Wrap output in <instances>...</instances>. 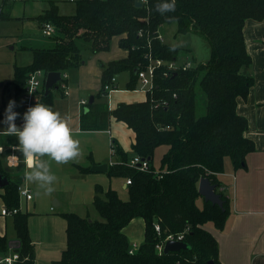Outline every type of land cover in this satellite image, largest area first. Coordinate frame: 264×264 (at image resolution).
Here are the masks:
<instances>
[{"label": "trees", "instance_id": "trees-1", "mask_svg": "<svg viewBox=\"0 0 264 264\" xmlns=\"http://www.w3.org/2000/svg\"><path fill=\"white\" fill-rule=\"evenodd\" d=\"M76 0V13L59 12L57 1L36 17L40 24L52 23L55 44L32 47V62L15 65L13 84L21 93L29 72L65 71L84 61L83 46L92 52L110 48L114 36L121 35L120 46L129 51L123 59L104 65L102 85L122 71H129V88H136L138 71L145 69L149 57L163 59L157 70L156 86L145 101L120 103L110 110L107 104L88 102L80 125L83 130H105L114 116L136 133L133 152L149 160L147 171L127 164V153L116 144L123 160L109 166V177L131 178L129 198L124 200L112 187L97 184L93 204L103 219H90L75 212H64L67 222V246L55 264H208L220 261L219 244L206 227L213 223L223 229L231 212V199L221 189L218 174L224 172L226 160L234 169L246 165L247 155L255 143L246 136L249 122L238 112L239 98H247L254 77L245 69L252 63L244 36L249 18L264 19V0H176L174 11L159 13V0ZM3 0L0 19H9ZM176 21L179 30L195 31L208 39L211 57L190 69L165 76V65L179 58L183 48L168 44L160 37V27ZM186 53V52H185ZM62 80L58 82L61 88ZM102 87V91H104ZM201 90L205 97L204 113L198 114ZM45 90V89H44ZM43 90V93H44ZM101 91V93H102ZM53 94H43L42 103L50 105ZM2 115V111H0ZM167 145L160 165H154L156 149ZM90 171V167H82ZM0 174L10 184L1 196L9 208L17 207L14 227L19 239L15 248L20 259L15 264H35L36 250L30 235L28 211L20 210L19 185L23 175H10L0 159ZM202 177L218 185L224 206L203 200L198 186ZM137 217L145 219V239L131 252L133 244L126 226ZM160 226V231L155 225ZM185 232L184 241L191 248L159 252L157 244L169 234ZM10 249L6 235L0 234V255Z\"/></svg>", "mask_w": 264, "mask_h": 264}, {"label": "crops", "instance_id": "crops-1", "mask_svg": "<svg viewBox=\"0 0 264 264\" xmlns=\"http://www.w3.org/2000/svg\"><path fill=\"white\" fill-rule=\"evenodd\" d=\"M42 12L43 10L28 18H33L38 22L36 17ZM12 17L10 14V18ZM38 24L42 29V24L39 22ZM244 36L248 53L252 58V63L245 69V72L254 77V84L247 98H239L238 112L248 119L249 127L246 136L254 141L255 150L247 155L244 167L234 169L231 161L226 160L224 172L218 174L221 189L231 199V212L225 227L218 229L212 226L209 229L218 241L222 264H264V19H247ZM114 39L116 43L112 46ZM120 39L121 35L114 36L107 50L82 51L84 61L81 65L60 71L67 74V89L62 87V83L59 88L57 83V88L54 87L49 91L53 94V102L48 106L67 118L74 138L80 142V154L67 163L55 162L48 156L37 157L48 162L50 170L56 176L53 191L47 192L40 188L38 183L30 182L25 178V173L30 169L26 158L19 150L14 151L18 163L16 165L9 163L12 147L16 145L7 149L0 145L3 151L0 156L2 155L6 161L4 165L0 157L4 170L10 175H23L21 184L29 187L33 194L30 200L24 198L26 203L23 207L20 203V210L30 213L29 228L36 250L35 264H55V261L61 258L67 246V222L62 213L72 212L71 208L75 205L93 203L97 184L105 189L111 187L114 177H109L107 172L92 170L84 172L81 168L90 167L91 169L93 164L103 163H108L110 166L111 162L119 163L123 160V154H118L117 151L112 155L111 147L112 143L115 144L114 141L123 152L127 153L128 160L135 155L133 144L136 141V133L125 122L112 116L109 129L83 130L80 125L81 115L88 109V103L83 105L81 101L90 102L92 96L94 101L107 104L110 110L115 109L120 103L141 102L148 98L149 93L141 89L142 82L139 78L136 88H129L131 83L129 71H122L115 75L117 90L111 93L102 91L104 65L107 66L113 60L128 56L129 51L120 46ZM32 47H27V49L31 52ZM15 65L18 64L15 62L14 69ZM45 82L46 78L44 89ZM14 92L17 95L15 111H18L24 108L23 91L17 94L14 87ZM43 94L46 95V90ZM0 134L6 133L0 132ZM167 150L168 146L164 153ZM159 165L160 161L156 167L158 168ZM121 178H124L122 187L128 192L127 178ZM105 184L109 186L105 187L107 186ZM3 191L4 187H1V193ZM4 205L7 204L1 198L0 206ZM41 205L42 208H40ZM145 228V219L137 217L126 226L125 233L132 244L139 246L145 239ZM0 234L7 236L10 244L8 254L12 253L20 244L14 227V214L4 215L0 211Z\"/></svg>", "mask_w": 264, "mask_h": 264}, {"label": "rangeland", "instance_id": "rangeland-1", "mask_svg": "<svg viewBox=\"0 0 264 264\" xmlns=\"http://www.w3.org/2000/svg\"><path fill=\"white\" fill-rule=\"evenodd\" d=\"M8 3L5 6L11 16L10 19H0V109H2L1 120L4 117L6 106L9 100L17 99V95L14 92V84L12 82L14 76V64L28 65L32 62V54L27 47H51L55 44V40L52 37L45 36L42 32L38 22L33 18H28L41 12L42 10L50 6V2L53 0H7ZM57 1L59 12L61 14L71 15L76 13V2L72 0H54ZM2 6V0H0V11ZM160 34L164 41L168 44H173L183 48V52L179 55L178 60L182 61L187 56L193 60L194 66L206 62L211 57V46L207 38L195 31H180L179 25L176 21L167 22L160 27ZM116 39H114V46ZM87 47L83 46L82 51L86 52ZM186 52V53H185ZM198 93L201 97L200 104L198 106V114L204 113L205 97L200 89ZM4 101H3V98ZM20 100V97L18 98ZM15 110V109H14ZM20 120L16 118L15 123L20 127ZM0 129L6 128L7 125L1 124ZM22 127V126H21ZM15 136L0 134V145L7 149L12 145H18V139H12ZM114 145V144H113ZM167 145H161L156 149L154 165L160 161L161 155L166 150ZM5 165V158L0 156ZM7 170V168H5ZM9 171V170H8ZM124 178L114 177L111 181V187L116 189L122 199L127 200L129 198L128 192L123 189L122 181ZM107 181V180H106ZM107 185V184H105ZM109 185L105 186L108 187ZM1 187H0V199H1ZM21 206L25 205V199L20 198ZM54 203V202H53ZM199 203H203V199H199ZM2 206H0V211ZM43 206L41 205L40 208ZM59 207V206H57ZM72 212H75L84 217H90V219H103L99 211L96 209L93 203L82 206H72ZM213 223H207L206 227L210 229Z\"/></svg>", "mask_w": 264, "mask_h": 264}, {"label": "clouds", "instance_id": "clouds-1", "mask_svg": "<svg viewBox=\"0 0 264 264\" xmlns=\"http://www.w3.org/2000/svg\"><path fill=\"white\" fill-rule=\"evenodd\" d=\"M176 0H159L156 10L164 14L174 11ZM16 101L9 100L0 124L7 125L3 129L7 135L18 139L17 149L26 158L30 171L25 178L38 183L47 192L54 190L56 176L50 170L49 163L37 157L48 156L58 163H67L80 154L79 140L68 125L67 118L50 106L37 102L29 106L23 113V125L17 126L15 111Z\"/></svg>", "mask_w": 264, "mask_h": 264}, {"label": "built area", "instance_id": "built-area-1", "mask_svg": "<svg viewBox=\"0 0 264 264\" xmlns=\"http://www.w3.org/2000/svg\"><path fill=\"white\" fill-rule=\"evenodd\" d=\"M76 1V0H72ZM142 3L143 1L147 0H140ZM42 32L44 35L51 36L55 33V26L52 23H44L42 26ZM162 38V35H160ZM165 64L163 59H155L153 57H149V63L145 69H141L138 71V78L142 82L141 89L145 90V92L151 93L153 92V89L156 86V75H157V70L161 67H163ZM194 66L193 60L190 57L184 58L182 61H179L178 59L172 60L168 62L165 65L164 75L168 76L171 74L173 71H177L178 69H183L187 70L190 69ZM47 76V73L43 69H36L31 72H29L26 84L24 86L23 92H22V100H23V105L24 108L18 110L17 112L20 114L17 116V118L20 120L21 126L23 125V113L26 111V109L29 106L35 105L37 102L42 103V96H43V90H44V81ZM61 79H62V87L64 89H67L68 85L66 83L67 79V74L61 73ZM116 76L112 77L111 82H108L104 85L103 89L107 93H111L115 90H117V85H116ZM67 91V90H66ZM81 103L83 105H86L88 103L87 100H82ZM18 150L16 146L12 147V153L9 158V163L11 165H16L18 163V158L15 155V152ZM2 148H0V153H2ZM111 152L112 155L115 154L116 148L115 145L112 143L111 147ZM111 164H114V162H111ZM127 164L131 167H134L138 170L142 171H147L150 169V162L148 159L141 157L138 154H135L130 158V160L127 161ZM131 183V178H127V184ZM19 195L20 197L25 198L26 200H30L33 198L32 191L29 187L26 185L20 184L19 185ZM19 211V208L14 207V208H9L7 205H4L2 207L1 213L4 215H9V214H15ZM156 230L159 232L160 231V226L158 224L155 225ZM184 236L185 232H181L178 234H169L167 235L160 243L157 244V249L159 252H163L166 242L168 240H179V241H184ZM137 244H133L131 248V252H134L135 250L138 249ZM20 259V254L18 251L13 250L12 253H7L0 255V264H15L18 260Z\"/></svg>", "mask_w": 264, "mask_h": 264}, {"label": "water", "instance_id": "water-1", "mask_svg": "<svg viewBox=\"0 0 264 264\" xmlns=\"http://www.w3.org/2000/svg\"><path fill=\"white\" fill-rule=\"evenodd\" d=\"M141 1H137V6H142ZM61 80V72L60 71H53L47 73L46 76V82H45V90L46 95L49 93L50 90H52L54 87L57 88L58 81ZM94 101V97L92 96L90 98V102ZM92 171L96 172H108L109 170V164L103 163V164H93L91 166ZM10 184V181L7 176L0 174V187H5ZM218 185L216 183H213L212 180L209 177H202L199 181V192L201 196L204 197L206 201H210L213 204H218L219 206H224V201L222 199L221 194L217 190ZM191 248L190 244H188L185 241H179V240H168L166 242L164 252H170V251H178L181 249H187ZM208 264H216L214 260H210Z\"/></svg>", "mask_w": 264, "mask_h": 264}]
</instances>
